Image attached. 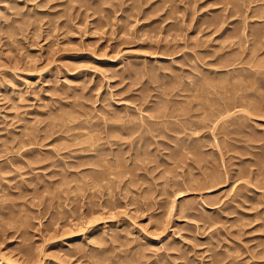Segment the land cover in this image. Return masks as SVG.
I'll return each instance as SVG.
<instances>
[{"label": "rangeland", "instance_id": "rangeland-1", "mask_svg": "<svg viewBox=\"0 0 264 264\" xmlns=\"http://www.w3.org/2000/svg\"><path fill=\"white\" fill-rule=\"evenodd\" d=\"M263 101L264 0H0V264H264Z\"/></svg>", "mask_w": 264, "mask_h": 264}, {"label": "bare ground", "instance_id": "bare-ground-1", "mask_svg": "<svg viewBox=\"0 0 264 264\" xmlns=\"http://www.w3.org/2000/svg\"><path fill=\"white\" fill-rule=\"evenodd\" d=\"M247 76V75H246ZM245 77V76H244ZM246 78V77H245ZM248 78V77H247ZM251 78V77H250ZM222 80V84H225V82L223 81V79H221ZM225 80V79H224ZM239 79H237V81H238ZM225 81H227V80H225ZM241 82H238V84H239V87H240V84H243V81L242 80H240ZM224 82V83H223ZM220 84H221V82H219ZM228 83H229V81H228ZM245 83V82H244ZM238 84H236L235 85V87L236 86H238ZM217 85V84H216ZM232 85V84H231ZM229 86V84H227V86H229V87H232V86ZM244 85V84H243ZM221 86V85H220ZM229 90H230V88H228ZM228 90V91H229ZM228 93V92H227ZM230 94V93H229ZM254 102V101H253ZM264 102V101H263ZM256 103V101L254 102V104ZM239 104V103H238ZM253 104V103H252ZM261 104V103H260ZM250 105V104H249ZM231 106V105H230ZM233 106V105H232ZM231 106V107H232ZM255 106H256V104H255ZM229 107V106H228ZM234 107V106H233ZM253 107H254V105H253ZM235 108V107H234ZM255 108V107H254ZM226 109V108H225ZM230 109V108H229ZM256 109V108H255ZM258 109V108H257ZM263 108H260V110H262ZM227 110V109H226ZM229 111V110H228ZM234 111V110H233ZM231 112V111H230ZM250 112H251V110H250ZM256 112H257V110H256ZM236 113V112H235ZM222 115V114H221ZM223 116V115H222ZM230 118V117H229ZM101 177H99V178H97V179H100ZM80 250H81V248H80ZM95 257H97V256H95ZM12 262V261H11ZM153 263V262H152ZM160 263V262H159ZM15 264V263H14Z\"/></svg>", "mask_w": 264, "mask_h": 264}]
</instances>
